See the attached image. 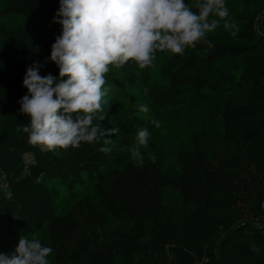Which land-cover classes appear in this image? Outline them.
I'll list each match as a JSON object with an SVG mask.
<instances>
[{"label": "trees", "instance_id": "1", "mask_svg": "<svg viewBox=\"0 0 264 264\" xmlns=\"http://www.w3.org/2000/svg\"><path fill=\"white\" fill-rule=\"evenodd\" d=\"M226 4L235 36L221 21L211 47L158 52L143 70L110 66L108 117L94 123L120 132L105 154L102 142L55 152L28 142L22 81L33 62L59 75L49 59L59 0H0V252L27 236L52 247L49 264H264V0ZM141 97L154 113L139 112ZM151 119L181 130L156 135ZM141 128L150 137L136 167ZM167 190L190 211L168 207Z\"/></svg>", "mask_w": 264, "mask_h": 264}, {"label": "clouds", "instance_id": "2", "mask_svg": "<svg viewBox=\"0 0 264 264\" xmlns=\"http://www.w3.org/2000/svg\"><path fill=\"white\" fill-rule=\"evenodd\" d=\"M221 21L224 30L237 34L226 0H195L194 6L185 0H59L52 23L61 26V34L49 57L59 75L42 76L43 65L33 62L22 81L27 94L18 103L19 113L29 117L22 128L28 142L52 152L102 142L99 151L109 153L111 137L120 129L94 122L108 117L104 98L110 66L132 62L143 70L153 66L158 52L182 55L198 44L211 47L208 34ZM135 107L149 113L146 104ZM150 123L161 127L158 119ZM149 137L147 128L136 134L130 148L136 167L145 163L141 147L148 146ZM52 252L40 239L21 236L11 254L0 252V264H49Z\"/></svg>", "mask_w": 264, "mask_h": 264}, {"label": "rangeland", "instance_id": "3", "mask_svg": "<svg viewBox=\"0 0 264 264\" xmlns=\"http://www.w3.org/2000/svg\"><path fill=\"white\" fill-rule=\"evenodd\" d=\"M185 2L188 3L190 6H193V3H192L193 0H185ZM141 92L142 91H138V92H135V93H131L130 95L139 96V95H141ZM137 101H138L139 104H146L148 106L149 113H147V116H149L151 112L154 113L153 108L151 107V105L148 103V101L145 98L141 97ZM180 127H181L180 125L175 124L173 129H169V127H167L166 123L161 122V127L158 128V129L156 128L155 131H156V135H159L161 133L165 134V130H167V129L169 131L175 133V134H178L180 132V130H181ZM164 202H165V204L168 207H170L171 209L179 212L180 214H185V213L190 211L189 210L190 208L184 207L182 205L180 197H179L178 193L175 192V191L167 190L164 193ZM13 251L14 250H12V251L10 250L9 252L12 253ZM2 253H4V252L2 251Z\"/></svg>", "mask_w": 264, "mask_h": 264}, {"label": "built area", "instance_id": "4", "mask_svg": "<svg viewBox=\"0 0 264 264\" xmlns=\"http://www.w3.org/2000/svg\"><path fill=\"white\" fill-rule=\"evenodd\" d=\"M263 207H264V205H263Z\"/></svg>", "mask_w": 264, "mask_h": 264}]
</instances>
